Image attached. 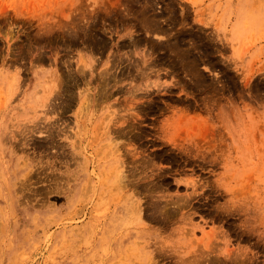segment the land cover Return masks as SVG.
Segmentation results:
<instances>
[{"label":"rangeland","instance_id":"rangeland-1","mask_svg":"<svg viewBox=\"0 0 264 264\" xmlns=\"http://www.w3.org/2000/svg\"><path fill=\"white\" fill-rule=\"evenodd\" d=\"M0 264H264V0H0Z\"/></svg>","mask_w":264,"mask_h":264},{"label":"bare ground","instance_id":"bare-ground-1","mask_svg":"<svg viewBox=\"0 0 264 264\" xmlns=\"http://www.w3.org/2000/svg\"><path fill=\"white\" fill-rule=\"evenodd\" d=\"M87 66V65H86ZM84 68V67H83ZM83 68H81V69H83ZM78 73V72H77ZM82 73V72H81ZM102 75V74H101ZM103 79V78H102ZM57 81V80H56ZM61 83H62V80L60 79L59 80V78H58V81H57V86H58V90L60 91V85H61ZM104 84H105V80H104ZM89 94V93H88ZM87 106L89 105L88 104V101H87V104H86ZM111 142H114V141H111ZM110 144V142H108V145ZM113 145H115V148H117V145H116V143H114ZM122 175H120L119 176V179H121L122 180V176L125 178V175H123V173H121Z\"/></svg>","mask_w":264,"mask_h":264},{"label":"flooded vegetation","instance_id":"flooded-vegetation-1","mask_svg":"<svg viewBox=\"0 0 264 264\" xmlns=\"http://www.w3.org/2000/svg\"><path fill=\"white\" fill-rule=\"evenodd\" d=\"M65 116H69V117H72V114L71 113H67V114H65ZM71 119V121H72V118H70ZM65 119H63V121H64Z\"/></svg>","mask_w":264,"mask_h":264}]
</instances>
